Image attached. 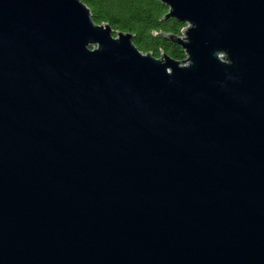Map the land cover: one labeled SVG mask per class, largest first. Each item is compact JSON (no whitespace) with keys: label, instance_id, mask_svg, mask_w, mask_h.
Segmentation results:
<instances>
[{"label":"water","instance_id":"1","mask_svg":"<svg viewBox=\"0 0 264 264\" xmlns=\"http://www.w3.org/2000/svg\"><path fill=\"white\" fill-rule=\"evenodd\" d=\"M159 1L183 62L0 0V264H264V0Z\"/></svg>","mask_w":264,"mask_h":264},{"label":"trees","instance_id":"2","mask_svg":"<svg viewBox=\"0 0 264 264\" xmlns=\"http://www.w3.org/2000/svg\"><path fill=\"white\" fill-rule=\"evenodd\" d=\"M89 9L96 25H108L114 34H131L143 54L159 59L162 54L176 62L186 59L184 51L165 35L181 36L185 28L173 18L164 19L168 10L159 0H80Z\"/></svg>","mask_w":264,"mask_h":264}]
</instances>
